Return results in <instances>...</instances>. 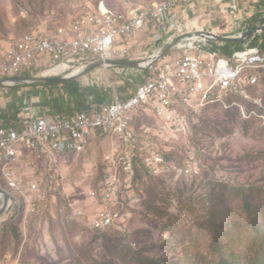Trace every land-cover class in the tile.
<instances>
[{
    "label": "built area",
    "instance_id": "1",
    "mask_svg": "<svg viewBox=\"0 0 264 264\" xmlns=\"http://www.w3.org/2000/svg\"><path fill=\"white\" fill-rule=\"evenodd\" d=\"M261 3L264 14V0H162L124 13L101 3L78 12L65 26L27 34L0 50V79L24 82L3 84L6 88L31 85L36 77L87 74L96 67L111 69L121 78L115 83L108 80L109 93L98 80L78 85L76 95L67 85L57 84L61 93L52 88L45 92L46 101L35 114L36 107L0 110V187L10 200L24 191L38 193L43 170L52 186L59 179L60 157L85 154L95 140L110 137L117 145L105 155L103 177L92 194L99 207L90 225L125 234L129 215L116 208L120 185L131 186L140 165L155 176L177 170L155 139L165 133L187 134L195 107L239 106L231 98L247 101L250 87L264 71V50L258 47L245 46L224 57L208 49L206 39L186 38L154 62L165 47L140 57L132 54L134 41L154 34L167 46L194 31L218 34L205 29L215 15L245 18ZM185 16H191L189 25ZM117 61H140L147 70L120 66ZM147 117L157 128L155 137L151 129L138 126Z\"/></svg>",
    "mask_w": 264,
    "mask_h": 264
},
{
    "label": "rangeland",
    "instance_id": "2",
    "mask_svg": "<svg viewBox=\"0 0 264 264\" xmlns=\"http://www.w3.org/2000/svg\"><path fill=\"white\" fill-rule=\"evenodd\" d=\"M159 1L162 0H0V50L27 34L65 26L78 12L101 3L111 11L124 13ZM189 17L183 20L188 25ZM243 19V14L232 19L215 15L209 27L204 22L201 26L234 36ZM156 36H138L132 54L145 57L157 51ZM257 77L247 101L231 98L239 106L226 109L215 103L195 107L187 134L165 133L155 139L160 152L172 156L176 171L155 176L141 169L140 178H134L131 186L120 185L116 208L127 213L129 219L125 234L108 231L123 239L115 254L117 264L128 260L122 259L124 245L142 251L146 260L161 264H185L194 254L192 263L206 264L198 257L210 250V238L200 225L208 218L212 185L224 193V205L235 213L241 190L250 196L253 205L264 209V71ZM95 80L109 93L108 80L115 83L121 78L111 69L105 72L96 67L74 79V83L78 86ZM54 86L0 87V110L36 107L35 114L46 101L45 92L52 88L61 93L62 87ZM138 126L151 129V136H156L157 128L150 118H143ZM116 145L110 137L95 140L85 154L59 158V179L52 186L43 170L38 193L24 191L8 198L6 204L0 196V264H101L108 260L106 248L118 242L96 243L98 232L91 227L90 218L99 207L93 203L92 194L102 180L105 155L113 152ZM19 207L21 214L17 215ZM31 208L35 209L33 213ZM197 236L199 239H195Z\"/></svg>",
    "mask_w": 264,
    "mask_h": 264
},
{
    "label": "trees",
    "instance_id": "3",
    "mask_svg": "<svg viewBox=\"0 0 264 264\" xmlns=\"http://www.w3.org/2000/svg\"><path fill=\"white\" fill-rule=\"evenodd\" d=\"M261 7L262 3L256 6L255 11L250 16H246L242 20L237 34L243 33L255 26H264V14L260 12ZM245 46L258 47L264 50V33L257 34L244 45L209 42L207 48L218 51L224 57H229L235 50L243 49ZM155 47V50H157L160 47H166V44L161 39L156 42ZM62 84L67 85L72 95H76L78 86L74 83V79ZM32 85L35 87H51L57 84L46 82L33 83ZM19 86L21 85H16L15 87ZM0 87H3V85H0ZM14 109L17 110L18 108L14 107ZM163 155L166 159L172 160L170 154L164 153ZM141 169L147 172L141 165L136 167L134 180L140 178L139 171ZM216 187L212 185L209 189L208 199L210 207L208 218L206 222L200 225L201 229L205 228L207 230L210 238V250L199 253L198 259L200 260L202 257L206 261V264H264V209L253 205L250 196L241 190L239 191L241 202L238 205L237 213H235L230 207L224 205V193L216 190ZM220 207L222 208L220 209ZM16 211L17 215L21 214L20 207ZM12 229L14 230L13 227ZM96 231L98 232L94 239L96 243L100 241L118 242V244H112L106 248L107 253L105 254V258L108 260L101 264H117L118 259L115 258V254L119 253L118 249L123 239L115 232L114 235H111L108 231ZM199 237L197 236L195 239H199ZM123 247L124 249L121 251H125V256L122 259L123 261L128 259L125 264H161L159 261L146 260L140 250H134L126 245ZM195 255L197 254H194V257H191L185 264H194L192 260L196 258ZM167 264L178 263L167 262Z\"/></svg>",
    "mask_w": 264,
    "mask_h": 264
},
{
    "label": "water",
    "instance_id": "4",
    "mask_svg": "<svg viewBox=\"0 0 264 264\" xmlns=\"http://www.w3.org/2000/svg\"><path fill=\"white\" fill-rule=\"evenodd\" d=\"M264 33V26H255L247 31L237 35V36H223L219 35L216 33H211V32H205V31H194L191 33H188L184 36L179 37L176 41L173 43L168 44L165 48H163L158 55L154 58V62L160 60L163 58V56L171 50V48L178 42L186 39V38H193V37H200L203 39H206L209 42H220V43H237L244 45L248 40L254 38L257 34ZM117 65L120 66H127V67H132V68H139L144 71L147 70V68H143L140 64V61H117L115 62ZM93 68H90L92 70ZM87 71L74 74V75H68V76H63V77H57V78H50V77H36V78H31L33 83H54V84H62L65 83L69 80H73L79 77H82L86 74ZM7 83H13V84H23V79L22 78H3L0 79V85L7 84ZM0 196L3 197L4 199V204L8 202L9 195L8 193L0 187Z\"/></svg>",
    "mask_w": 264,
    "mask_h": 264
},
{
    "label": "crops",
    "instance_id": "5",
    "mask_svg": "<svg viewBox=\"0 0 264 264\" xmlns=\"http://www.w3.org/2000/svg\"><path fill=\"white\" fill-rule=\"evenodd\" d=\"M239 27H240V24H239ZM206 29H208V28H206ZM216 32H217V31H216ZM217 33H219V32H217ZM236 34H237V33H236ZM236 34H235V35H236ZM219 35H220V34H219ZM222 35H223V34H222ZM226 35H227V36H232V34H224L223 36H226ZM235 35H234V36H235Z\"/></svg>",
    "mask_w": 264,
    "mask_h": 264
},
{
    "label": "bare ground",
    "instance_id": "6",
    "mask_svg": "<svg viewBox=\"0 0 264 264\" xmlns=\"http://www.w3.org/2000/svg\"><path fill=\"white\" fill-rule=\"evenodd\" d=\"M145 62H146V61H145ZM145 62H144V63H145ZM74 74H76V72H74V73H72V74H70V75H74Z\"/></svg>",
    "mask_w": 264,
    "mask_h": 264
}]
</instances>
